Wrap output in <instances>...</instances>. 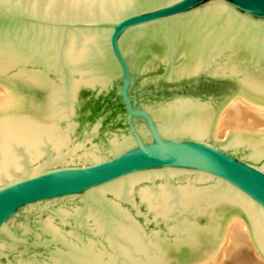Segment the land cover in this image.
<instances>
[{
    "label": "water",
    "instance_id": "95a60500",
    "mask_svg": "<svg viewBox=\"0 0 264 264\" xmlns=\"http://www.w3.org/2000/svg\"><path fill=\"white\" fill-rule=\"evenodd\" d=\"M264 0H0V264H196L241 215L264 257Z\"/></svg>",
    "mask_w": 264,
    "mask_h": 264
},
{
    "label": "bare ground",
    "instance_id": "6f19581e",
    "mask_svg": "<svg viewBox=\"0 0 264 264\" xmlns=\"http://www.w3.org/2000/svg\"><path fill=\"white\" fill-rule=\"evenodd\" d=\"M226 129L231 130V134L238 131L252 135L264 133V103L241 92L228 97L212 123L214 141ZM240 216L227 218L216 246L196 264H218L220 259V264H264V257L256 249L249 227Z\"/></svg>",
    "mask_w": 264,
    "mask_h": 264
},
{
    "label": "rangeland",
    "instance_id": "374dc122",
    "mask_svg": "<svg viewBox=\"0 0 264 264\" xmlns=\"http://www.w3.org/2000/svg\"><path fill=\"white\" fill-rule=\"evenodd\" d=\"M235 94V92L234 93H232L231 95H234ZM230 95V96H231ZM229 96V97H230ZM232 133V131L231 130H229V129H226L225 131H223L221 134H220V136L216 139V141H218V142H225L226 141V139H227V137L230 135ZM215 141V142H216ZM240 216V215H239ZM241 218H243L242 216H240ZM246 224V223H245ZM221 260L222 259H220V262H221ZM220 262L218 263V264H220Z\"/></svg>",
    "mask_w": 264,
    "mask_h": 264
}]
</instances>
